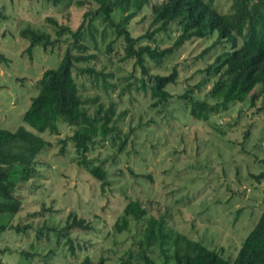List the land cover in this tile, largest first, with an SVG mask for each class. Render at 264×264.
Segmentation results:
<instances>
[{
  "label": "rangeland",
  "instance_id": "rangeland-1",
  "mask_svg": "<svg viewBox=\"0 0 264 264\" xmlns=\"http://www.w3.org/2000/svg\"><path fill=\"white\" fill-rule=\"evenodd\" d=\"M214 2L220 11H229L231 0ZM97 7L91 0L59 5L46 0H0V126L16 128L24 124L22 115L38 93L44 70L56 66L74 42L71 35L65 34L47 51L39 45L30 53V40L21 31L30 26L55 40L62 27L78 28L85 13ZM145 14L131 19L135 36L149 26V20L142 19ZM89 22L86 18L85 31ZM96 24L98 30H92L93 36L86 34V39L79 42L88 47L82 54L90 58L77 63V67L102 71L111 85L106 88L103 75L93 81L89 73L78 74L77 80L92 106L115 103L122 133L128 134L117 159L106 160L111 183L103 189L96 177L77 166L72 142L62 141L72 134V128L62 124L60 134L41 133L51 146L39 156L40 173L16 188L23 210L13 216H0V224L5 225L9 221L12 225H37L47 219L50 225L61 227L74 212L91 221L93 229L72 233L82 245L74 254L67 244L57 242L54 233L50 239L37 240L36 227L26 234L8 228L0 237V264H78L86 255L94 260L104 255L108 264H119L120 256L130 248L136 249L132 242L138 238V228L132 224L129 231L116 233L114 224L128 200L138 198L151 213H167L171 228L218 249L226 258L234 257L264 206V177H254L264 172V109L260 108L264 107V97L253 108L249 101L237 102L231 111L214 115L208 122L192 119L178 101L164 108L153 106L156 99L150 92L127 87L142 75L141 69L133 71V61L120 60L123 50L119 44L110 59L106 45L114 37L112 29L106 27L104 37V24ZM158 38L165 47L175 37L162 34ZM214 40L212 36L187 42L162 67L150 63L151 72L168 74L177 66L178 83L171 85V90L182 93L201 79L200 69L214 59V51L207 58L199 57ZM79 50L72 47L74 53ZM238 116L239 121L234 119ZM216 122L227 130L226 134L219 133L221 140L214 137ZM116 151L109 144L92 155L104 159ZM36 211H44V216L32 217L30 214ZM20 249L39 254L27 259L20 255ZM150 255L156 264L163 262L158 249ZM135 264L145 262L137 259Z\"/></svg>",
  "mask_w": 264,
  "mask_h": 264
},
{
  "label": "trees",
  "instance_id": "trees-1",
  "mask_svg": "<svg viewBox=\"0 0 264 264\" xmlns=\"http://www.w3.org/2000/svg\"><path fill=\"white\" fill-rule=\"evenodd\" d=\"M46 1L53 5L71 2ZM91 1L97 3L98 7L85 13L84 21L78 28L62 27L55 40L48 33L30 26L21 31L30 40V53L39 45L47 51L50 46L60 43L65 34L71 35L74 42L68 45L56 66L44 70L38 93L32 97L30 106L22 115L24 124L16 128L0 126V216H13L23 210L16 188L21 182L40 173L39 156L51 146V142L41 133L60 134L62 124L72 128V134L62 141L64 144L72 142L77 166L96 177L103 189L111 183L106 160L117 159V152L124 149L128 134L122 133L119 116L116 117L115 103L111 102L107 107L103 103L92 106L89 104L91 98L84 94L77 80L78 74L89 73L93 81L99 80L98 76L103 75L106 88L111 85L107 74L102 71L77 67V63L90 58L82 54L88 47L79 42L86 39V34L93 36L94 28L98 30L96 21L104 24V37L106 27L112 29L114 37L106 45L108 57L113 58L115 45L119 44L123 50L120 60L133 61V71L141 69L142 75L128 83L127 87L131 89L134 86L146 94L150 92L152 98L156 99L153 106L160 105L164 108L173 101H178L192 119L208 122L214 115L231 111L237 102L249 101L253 108L264 97V0H231L228 12L220 11L214 0ZM144 13L146 14L142 19H148L149 26L145 32L135 36L131 19ZM86 18L90 20L88 31L84 29ZM162 34L175 37L174 42L161 47L158 37ZM212 36H215V40L203 49L199 57L207 58L214 51V59L200 69L201 79L186 87L182 93L171 90V85L178 83L177 66L168 74L151 72L150 63L162 67L187 42ZM73 46L80 49L79 53L72 51ZM218 48L220 49L217 51ZM131 76L134 77V74L131 73ZM95 100L97 98L93 101ZM237 118L239 121V116L234 117L235 120ZM213 126L216 131L214 137L221 140L219 133L226 134L227 130L221 122H216ZM248 135L249 131L246 132V136ZM109 144L111 148H117L116 154L111 153L104 159L99 155H92L98 148L108 147ZM64 151L65 147L62 148L63 153ZM132 173L135 174L134 171ZM254 177L260 180L264 177V172ZM43 209L47 210L44 205ZM44 211H36L30 215L41 217L44 216ZM166 216L167 213H151L139 198L128 200L114 229L116 233H123L129 231L132 224L136 225L138 238H134L132 242L136 253L130 248L118 258L119 264H135L137 259L145 264H156L150 255L156 249L163 256L160 264H264V206L237 254L229 258L218 249L171 228ZM44 220L37 225H12L10 221L8 225L0 224V237L8 228L26 234L30 228L36 227L37 240L43 237L50 239L54 233L57 242L67 244L75 254L82 245L74 239L72 233L79 229H93L91 221L74 212L68 215L61 227L50 225L47 219ZM34 246L32 243V249ZM18 252L31 260L39 254L38 251L29 249H20ZM78 264H108V259L102 255L94 260L86 255Z\"/></svg>",
  "mask_w": 264,
  "mask_h": 264
}]
</instances>
